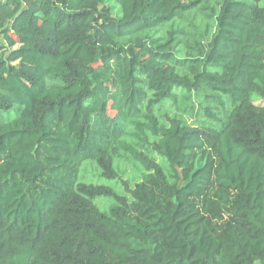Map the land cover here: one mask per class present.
Instances as JSON below:
<instances>
[{
	"label": "trees",
	"instance_id": "trees-1",
	"mask_svg": "<svg viewBox=\"0 0 264 264\" xmlns=\"http://www.w3.org/2000/svg\"><path fill=\"white\" fill-rule=\"evenodd\" d=\"M263 100L264 0H0V264H264Z\"/></svg>",
	"mask_w": 264,
	"mask_h": 264
},
{
	"label": "rangeland",
	"instance_id": "rangeland-1",
	"mask_svg": "<svg viewBox=\"0 0 264 264\" xmlns=\"http://www.w3.org/2000/svg\"><path fill=\"white\" fill-rule=\"evenodd\" d=\"M119 12H120V11H119V8H118L117 12L114 13V14H115V15H118ZM260 103H261V104H262V103L264 104V100H263V101H260ZM124 164H125V162H123V165H124ZM126 166H127L128 171H130L129 167H130L131 165H130V164H127ZM87 176H90V175L87 174ZM90 178H91V179H95V180H94L95 183H103V184H109V185L112 183L110 180H106V179H104L103 177H98V176H96V175H95V176H90ZM100 200H101V199H99V198L96 199L97 202H99Z\"/></svg>",
	"mask_w": 264,
	"mask_h": 264
}]
</instances>
